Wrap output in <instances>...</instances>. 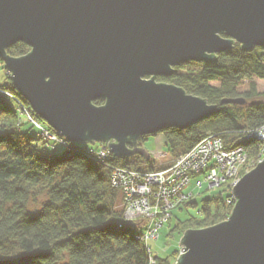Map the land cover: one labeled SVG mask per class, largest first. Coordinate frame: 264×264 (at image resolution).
Listing matches in <instances>:
<instances>
[{
  "label": "water",
  "instance_id": "water-1",
  "mask_svg": "<svg viewBox=\"0 0 264 264\" xmlns=\"http://www.w3.org/2000/svg\"><path fill=\"white\" fill-rule=\"evenodd\" d=\"M17 43L29 53L9 57ZM235 43L264 45V0H0V59L13 89L55 134L104 144L118 159H148L139 138L215 114L156 79L188 61L215 62ZM231 195L228 218L186 231L174 264H264V159Z\"/></svg>",
  "mask_w": 264,
  "mask_h": 264
},
{
  "label": "trees",
  "instance_id": "trees-1",
  "mask_svg": "<svg viewBox=\"0 0 264 264\" xmlns=\"http://www.w3.org/2000/svg\"><path fill=\"white\" fill-rule=\"evenodd\" d=\"M29 51L24 43H17L6 54L20 58ZM0 65L4 69L1 59ZM174 71L172 76L156 81L181 88L218 110L186 129L170 128L149 136L163 137L164 167L152 156L118 159L108 155L101 159L84 152L85 147L95 149V145H50L27 119L26 125L35 128L38 135H30L29 128L22 129V114L9 97L0 94V264H172L168 259L154 257L148 244L159 239L160 229L173 219L175 209L180 205L194 207L192 201L201 189L194 184L187 191L192 193L190 201L174 204L156 238L141 242L136 237L146 228L141 226L142 220L124 223L125 196L111 182L113 169L143 174L162 171L209 135L218 136L224 149L242 148L249 160L247 164L256 162L259 141L246 136L264 126V92L257 90L255 82H264V45L244 52L235 43L231 50L217 54L215 62L188 61ZM6 75L7 83L0 86V91L15 99L38 124H44L30 111ZM240 98L246 104L221 103ZM93 104L100 106L103 100ZM149 137L139 138L138 146L143 147ZM247 167L241 169L239 177ZM228 186H223L227 199ZM39 197L45 198L39 211L29 212V203ZM225 198L204 201L199 219L179 221L173 231L180 238L190 229L222 223L233 207L225 204ZM117 223H122L121 227ZM178 254L173 256L174 261Z\"/></svg>",
  "mask_w": 264,
  "mask_h": 264
},
{
  "label": "built area",
  "instance_id": "built-area-1",
  "mask_svg": "<svg viewBox=\"0 0 264 264\" xmlns=\"http://www.w3.org/2000/svg\"><path fill=\"white\" fill-rule=\"evenodd\" d=\"M0 94H4L15 103L17 111L39 130L44 141L50 145L52 143L55 145L66 144L67 141L64 138L51 133L46 127L38 124L9 94L4 91H0ZM246 138L259 141L257 145L258 160L250 164L244 165L248 157L242 148L224 149L223 141L218 136L209 135L162 171L143 174L123 168L113 169L111 182L125 196L124 223L142 220L141 226H145L146 233H140V237L136 238L141 242L155 239L157 230L169 217L167 211L171 210L174 204L190 201L192 193L184 189L191 185L192 177L199 174L204 175V183L209 190L222 189L223 186L229 185L227 189L229 188L230 194L228 199L225 198V204L233 206L235 200L231 195V189L241 178L239 177L241 169L248 166L244 170V174H246L264 159V126L248 132ZM94 145L95 149L88 146L84 148V152L90 157L96 155L103 159L108 155L111 156L104 144L95 143ZM153 156L155 155L153 154ZM195 187L201 189L202 183H196ZM121 224L117 223V227H121ZM150 264H154V262Z\"/></svg>",
  "mask_w": 264,
  "mask_h": 264
},
{
  "label": "rangeland",
  "instance_id": "rangeland-1",
  "mask_svg": "<svg viewBox=\"0 0 264 264\" xmlns=\"http://www.w3.org/2000/svg\"><path fill=\"white\" fill-rule=\"evenodd\" d=\"M255 82H256L257 90L259 92H264V82L258 81V80H255ZM6 83H7L6 71L4 69H2V67L0 65V86L5 85ZM25 119L26 118L22 115L21 119H20L21 122L23 123L22 129L27 130L29 128L30 135L37 136L38 135L37 130L35 128H31L29 125H26ZM40 124H42V123H40ZM42 125L45 126L44 124H42ZM163 147H164L163 137H161L160 135H158L156 137L147 138L143 144V149L145 151H147L149 154H152V156L154 154L156 156V158H154V159L158 161V163L160 164L161 167L165 166V165H163V162L161 161V157H164V155H165V153H163L164 152ZM160 153H162V154H160ZM155 156H153V157H155ZM248 161L249 160H245L244 165ZM255 166L252 169H250V171L253 170L255 168ZM198 182L202 183V188L199 191V195L195 196L193 201H192L194 204V207H187L184 205H180L177 209H175L172 212L173 219L169 223L164 224L163 227L160 229L159 239L154 241V242H150L148 244V247L151 250L154 257H157L160 259H168V261L170 263L174 264L176 259L179 257V255H182L184 253L182 251L180 254V251L182 248L179 244V241H180L181 237L179 238V236L173 231L174 225L177 222L183 221L187 218L199 219L198 212L200 211L204 201H206V200L210 201V200L218 198L220 196L225 198L228 195V192L225 191L224 188L209 190L207 188V185L204 183V175L203 174L197 175L196 177H192L191 185L187 186L184 190L185 191L192 190L194 187V184L196 185V183H198ZM197 192L198 191L196 190L195 195L197 194ZM44 201H45L44 197H39L38 199H36V201L29 203L27 210L31 213L38 212L41 204ZM190 230H197V229H190ZM178 252H179V254L174 261L173 256Z\"/></svg>",
  "mask_w": 264,
  "mask_h": 264
},
{
  "label": "flooded vegetation",
  "instance_id": "flooded-vegetation-1",
  "mask_svg": "<svg viewBox=\"0 0 264 264\" xmlns=\"http://www.w3.org/2000/svg\"><path fill=\"white\" fill-rule=\"evenodd\" d=\"M159 78H161V77H159ZM247 103H249V101H247ZM150 156H152V154H150ZM153 157V156H152ZM153 158H155V157H153Z\"/></svg>",
  "mask_w": 264,
  "mask_h": 264
}]
</instances>
